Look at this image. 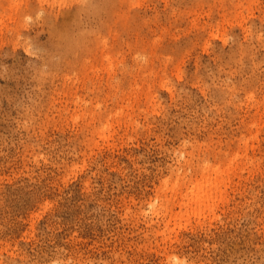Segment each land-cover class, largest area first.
<instances>
[{
	"label": "rangeland",
	"instance_id": "374dc122",
	"mask_svg": "<svg viewBox=\"0 0 264 264\" xmlns=\"http://www.w3.org/2000/svg\"><path fill=\"white\" fill-rule=\"evenodd\" d=\"M0 264H264V0H0Z\"/></svg>",
	"mask_w": 264,
	"mask_h": 264
},
{
	"label": "bare ground",
	"instance_id": "6f19581e",
	"mask_svg": "<svg viewBox=\"0 0 264 264\" xmlns=\"http://www.w3.org/2000/svg\"><path fill=\"white\" fill-rule=\"evenodd\" d=\"M15 3L13 4V2H12L10 5L11 6L16 5L17 3L16 4ZM12 8L13 7H11V9ZM17 8H19V7H17ZM245 143H247V141ZM244 155L248 156L247 152ZM237 158H238V156L231 159L230 163L228 164V166L226 168H222V166H220V165H215V164H211V163H204L197 170L198 173H197L196 177H193V178L191 177L190 179L188 178L189 180H186V178L181 177L179 175L178 171L180 170L181 166H177L175 169H172V172L177 176V179L174 183H198L199 186L200 185L201 186H203V185L212 186V185H218V184L226 185L227 183H229L231 181V178H232L231 174L232 173L236 172L239 168H241V169L244 168L247 165V163L243 164V162H242L235 167ZM185 176H187V175H185ZM165 183H168V181H166ZM196 190H200V189L197 188Z\"/></svg>",
	"mask_w": 264,
	"mask_h": 264
}]
</instances>
